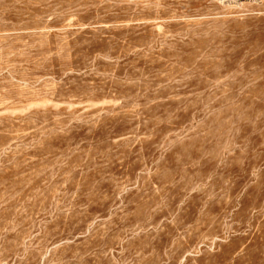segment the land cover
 I'll return each instance as SVG.
<instances>
[{"label": "rangeland", "instance_id": "1", "mask_svg": "<svg viewBox=\"0 0 264 264\" xmlns=\"http://www.w3.org/2000/svg\"><path fill=\"white\" fill-rule=\"evenodd\" d=\"M0 264H264V0H0Z\"/></svg>", "mask_w": 264, "mask_h": 264}]
</instances>
